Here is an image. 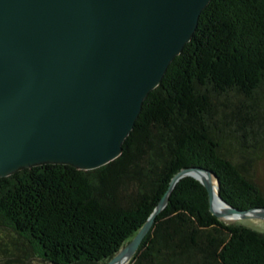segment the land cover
Segmentation results:
<instances>
[{
	"label": "trees",
	"instance_id": "1",
	"mask_svg": "<svg viewBox=\"0 0 264 264\" xmlns=\"http://www.w3.org/2000/svg\"><path fill=\"white\" fill-rule=\"evenodd\" d=\"M230 92L238 110L221 107ZM263 148L264 0H210L117 158L0 176V264H107L188 166L210 169L231 206L264 205L245 172ZM244 221L213 214L205 185L185 176L126 264H264V231Z\"/></svg>",
	"mask_w": 264,
	"mask_h": 264
},
{
	"label": "water",
	"instance_id": "2",
	"mask_svg": "<svg viewBox=\"0 0 264 264\" xmlns=\"http://www.w3.org/2000/svg\"><path fill=\"white\" fill-rule=\"evenodd\" d=\"M209 2L0 0V176L41 162L93 169L117 158L145 98L190 41ZM185 176L205 185L219 218H264L258 214L264 205L240 209L219 193L225 208L215 210L213 172L184 167L107 264L135 255Z\"/></svg>",
	"mask_w": 264,
	"mask_h": 264
},
{
	"label": "rangeland",
	"instance_id": "3",
	"mask_svg": "<svg viewBox=\"0 0 264 264\" xmlns=\"http://www.w3.org/2000/svg\"><path fill=\"white\" fill-rule=\"evenodd\" d=\"M240 93H231L222 99L221 107H224L227 111L238 110L239 101H240ZM226 106V107H225ZM235 161L239 162L237 159ZM249 171L245 172L248 176H250L257 185L264 190V148L261 151V157L253 166H249ZM217 188H215L216 190ZM217 191V190H216ZM219 202V203H218ZM217 203L225 207L220 199H217ZM226 221H234V220H242L245 219L244 223L248 226L254 227L260 231H264V218L262 217H249V218H223ZM38 264V263H37ZM42 264V263H40ZM126 264V263H125Z\"/></svg>",
	"mask_w": 264,
	"mask_h": 264
},
{
	"label": "bare ground",
	"instance_id": "4",
	"mask_svg": "<svg viewBox=\"0 0 264 264\" xmlns=\"http://www.w3.org/2000/svg\"><path fill=\"white\" fill-rule=\"evenodd\" d=\"M199 176L200 177H202V174H199ZM216 191V190H215ZM217 199H219V197L217 196V192H216V197H215V200H214V208H215V210H217V211H222V210H224V208L225 207H222V206H220L218 203H217ZM258 214L259 215H264V212L263 211H259L258 212ZM129 260H124L123 262H122V264H125V263H127ZM117 264H120V262H118Z\"/></svg>",
	"mask_w": 264,
	"mask_h": 264
}]
</instances>
